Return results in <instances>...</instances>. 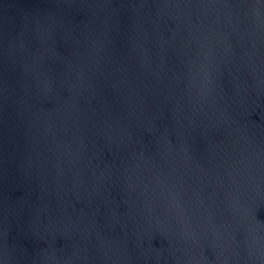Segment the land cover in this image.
<instances>
[{
  "label": "water",
  "instance_id": "obj_1",
  "mask_svg": "<svg viewBox=\"0 0 264 264\" xmlns=\"http://www.w3.org/2000/svg\"><path fill=\"white\" fill-rule=\"evenodd\" d=\"M0 264H264V0H0Z\"/></svg>",
  "mask_w": 264,
  "mask_h": 264
}]
</instances>
